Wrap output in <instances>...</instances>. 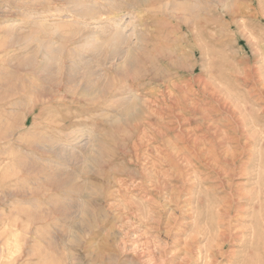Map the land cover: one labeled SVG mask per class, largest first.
<instances>
[{
    "label": "rangeland",
    "instance_id": "rangeland-1",
    "mask_svg": "<svg viewBox=\"0 0 264 264\" xmlns=\"http://www.w3.org/2000/svg\"><path fill=\"white\" fill-rule=\"evenodd\" d=\"M156 1L0 0V264H264V0Z\"/></svg>",
    "mask_w": 264,
    "mask_h": 264
},
{
    "label": "bare ground",
    "instance_id": "bare-ground-1",
    "mask_svg": "<svg viewBox=\"0 0 264 264\" xmlns=\"http://www.w3.org/2000/svg\"><path fill=\"white\" fill-rule=\"evenodd\" d=\"M136 1L139 2L140 4H153V3H154V4H157V1H156V0H136ZM210 1H211V0H210ZM195 2H196V1H195ZM208 2H209V1H208ZM205 3H206V2H205ZM208 4H209V3H208ZM208 4H207V5H208ZM207 7H208V6H207ZM225 8H226V7H225ZM137 9H138V8H137ZM225 10H226V9H225ZM225 10H224V11H225ZM169 15H170V14H169ZM173 15H174V14H173ZM195 15H196V14H195ZM173 18H175V17L173 16ZM177 19H178V18H177ZM181 19H182V18H181ZM182 22H185V23H186V22H188V20L185 19V18H183V19H182ZM180 24H181V23H180ZM190 27H191V26H190ZM192 27H193V26H192ZM183 28H184V27H183ZM188 28H189V27H188ZM185 29H186V28H185ZM115 35H116V34H115ZM117 35H118V34H117ZM117 35H116V36H117ZM110 39H113L112 36H111ZM114 39H115V38H114ZM105 41H106V40H105ZM111 41H112V40H111ZM134 64L137 65V63H135V62H134ZM127 65H129V66L132 65V62H130V63L128 62ZM129 66H128V67H129ZM130 68H132V66H131ZM134 68H135V67H134ZM126 73H127V71H126ZM137 73H138V72H137ZM139 73H140V72H139ZM142 73H143V72H142ZM148 74H149V73H148ZM144 75H145V74H144ZM146 75H147V74H146ZM158 75H159V74H158ZM138 77H139V76H138ZM138 77H137V78H138ZM146 77H148V76H146ZM142 78H143V76H142ZM36 79H37V78H36ZM140 79H141V78H140ZM39 80H40V79H39ZM46 80H47V79H46ZM41 81H42V80H41ZM41 81H40V82H41ZM43 81H44V80H43ZM45 82H46V81H45ZM46 83H48V82H46ZM34 84H35V83H34ZM37 84H38V83H37ZM23 85H24V84H23ZM31 85H32V83H31ZM39 85H40V84H39ZM43 85H45V84H43ZM60 85H61V84H60ZM20 86H21V85H20ZM37 87L39 88V86H37ZM38 88H37V89H38ZM21 89H22V88H21ZM34 89H35V88H34ZM34 89L31 88V86H30V87L23 88L22 91H21V92H22V95L20 94V96H21V97H25V96H27V95H29V94L36 96V101H35L36 103H35V105L37 106V108H39L40 105L43 104V102H42V100H41V97H46V98H48V97H49V98L52 97V93H53V92H52V91H49L48 88H46V89L42 88L43 90H42L41 88H39V89H41L40 92H39V91L36 92ZM54 93H55V92H54ZM55 96H56V95H55ZM72 96H73V95H72ZM74 97H75V96H74ZM52 98H54V97H52ZM64 98H67V97H64ZM68 99H69V98H68ZM56 100H57V99H56ZM78 103H79V102H78ZM74 104H75V103H74ZM76 104H77V103H76ZM96 104H97V103H96ZM37 108H36V109H37ZM36 109H35V110H36ZM42 112H43V109H42ZM12 119H13V118H12ZM40 148H41V147H40ZM42 149H43V148H42ZM27 153H28V152H27ZM57 157H58V156H57ZM46 159H47V158H46ZM59 185H60V184H58V186H56V187H59ZM58 189H59V188H58ZM40 193H42V192H39V194H40ZM39 194L36 193V192H33V193H32V195H35V196H38ZM43 194H44V193H43ZM40 195H41V194H40Z\"/></svg>",
    "mask_w": 264,
    "mask_h": 264
}]
</instances>
